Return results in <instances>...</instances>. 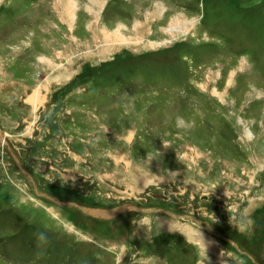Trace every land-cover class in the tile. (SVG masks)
Masks as SVG:
<instances>
[{
	"label": "rangeland",
	"instance_id": "obj_1",
	"mask_svg": "<svg viewBox=\"0 0 264 264\" xmlns=\"http://www.w3.org/2000/svg\"><path fill=\"white\" fill-rule=\"evenodd\" d=\"M0 264H264V0H0Z\"/></svg>",
	"mask_w": 264,
	"mask_h": 264
},
{
	"label": "clouds",
	"instance_id": "obj_2",
	"mask_svg": "<svg viewBox=\"0 0 264 264\" xmlns=\"http://www.w3.org/2000/svg\"><path fill=\"white\" fill-rule=\"evenodd\" d=\"M36 239H37L38 246L43 245L47 242V236L46 234L42 232H38L36 234Z\"/></svg>",
	"mask_w": 264,
	"mask_h": 264
},
{
	"label": "bare ground",
	"instance_id": "obj_3",
	"mask_svg": "<svg viewBox=\"0 0 264 264\" xmlns=\"http://www.w3.org/2000/svg\"><path fill=\"white\" fill-rule=\"evenodd\" d=\"M37 91H39V90H37ZM36 100H37V97L36 96L32 97L31 100H30L31 101L30 103L33 105V108H34V104L37 103Z\"/></svg>",
	"mask_w": 264,
	"mask_h": 264
},
{
	"label": "water",
	"instance_id": "obj_4",
	"mask_svg": "<svg viewBox=\"0 0 264 264\" xmlns=\"http://www.w3.org/2000/svg\"><path fill=\"white\" fill-rule=\"evenodd\" d=\"M89 212H91V211H89ZM92 212H94V213H96L95 211H92ZM99 212V211H98ZM107 217H109V216H111V214H109V213H107V212H103ZM97 214V213H96Z\"/></svg>",
	"mask_w": 264,
	"mask_h": 264
}]
</instances>
